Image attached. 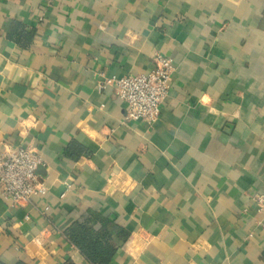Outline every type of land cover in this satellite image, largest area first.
Returning <instances> with one entry per match:
<instances>
[{
    "label": "crops",
    "instance_id": "crops-1",
    "mask_svg": "<svg viewBox=\"0 0 264 264\" xmlns=\"http://www.w3.org/2000/svg\"><path fill=\"white\" fill-rule=\"evenodd\" d=\"M173 64L157 120L106 81ZM32 146L47 192L0 194V263L264 264V0H0V151ZM48 206L47 210H44Z\"/></svg>",
    "mask_w": 264,
    "mask_h": 264
},
{
    "label": "built area",
    "instance_id": "built-area-1",
    "mask_svg": "<svg viewBox=\"0 0 264 264\" xmlns=\"http://www.w3.org/2000/svg\"><path fill=\"white\" fill-rule=\"evenodd\" d=\"M153 67L147 73L108 79L116 95L127 103L126 119L153 123L160 113V105L168 96L173 64L169 57L155 53ZM41 154L32 146L0 151V194L13 204L44 195V185L37 168L44 165ZM264 213V195L252 198ZM48 206L44 210H47Z\"/></svg>",
    "mask_w": 264,
    "mask_h": 264
},
{
    "label": "trees",
    "instance_id": "trees-1",
    "mask_svg": "<svg viewBox=\"0 0 264 264\" xmlns=\"http://www.w3.org/2000/svg\"><path fill=\"white\" fill-rule=\"evenodd\" d=\"M66 236L92 264H107L116 251L109 231L106 228L96 230L87 221L73 222L66 229ZM16 264L27 263L18 261ZM64 264L73 262L67 260Z\"/></svg>",
    "mask_w": 264,
    "mask_h": 264
}]
</instances>
